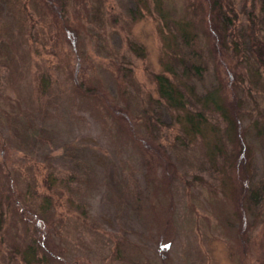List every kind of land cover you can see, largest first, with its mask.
<instances>
[{"label":"rangeland","instance_id":"1","mask_svg":"<svg viewBox=\"0 0 264 264\" xmlns=\"http://www.w3.org/2000/svg\"><path fill=\"white\" fill-rule=\"evenodd\" d=\"M22 1L23 16L7 10L10 2L0 6V142L8 150L0 149V162L10 174L6 183L0 177V192L18 190L36 204L41 195L51 198L41 219L52 252L43 256L34 223L23 219V212H34L26 205L18 211L22 220L9 215L0 235V264H17L10 255L16 229L20 244L34 247L42 264H261L262 233L246 244L239 227L235 190L242 165L230 170L225 151L208 156L216 138L182 144L186 134L156 99L154 75L168 56L150 1L105 0L110 13L104 23L90 18L76 40L49 29L37 1ZM166 2L176 15L185 13L187 0ZM130 41L142 51L131 50ZM208 60L206 74L194 83L198 94L214 80ZM76 76L109 91L130 117L108 113L96 97L76 92ZM44 79L49 90L41 96L36 87ZM241 97L242 126L256 147L249 170L263 178L264 144L252 123L264 124V88L243 77ZM207 115L208 125L221 131L216 114ZM154 136L170 162L154 152L147 139ZM48 178L53 191L44 185ZM245 218L256 227L252 215Z\"/></svg>","mask_w":264,"mask_h":264},{"label":"trees","instance_id":"2","mask_svg":"<svg viewBox=\"0 0 264 264\" xmlns=\"http://www.w3.org/2000/svg\"><path fill=\"white\" fill-rule=\"evenodd\" d=\"M35 1L41 7L43 16L48 19L49 29L57 28L59 32L63 34L65 32V35L67 33L69 38L73 36L75 40L76 36L82 34V29L87 30L86 23L90 21V18L104 23L110 13L109 6L104 4L105 0ZM141 1L143 0H136L137 3ZM149 1L162 21L159 27L160 37L168 56L166 62L163 63V71L154 75L156 99L159 100L164 110L171 113L176 123L180 125L179 129L186 134L183 137L184 141L182 139V144L197 136L206 140V144L216 138L214 145L211 144L213 149L210 150V147L207 149L208 156L214 157L213 150L215 154L221 155L225 151L224 161L228 154L230 170L234 169L235 172L236 165H242L244 169L242 174L236 173L238 180L241 181V187L240 189L234 187L239 195V197L236 196L239 227L243 233L241 237L246 244H249L252 236L259 238L258 233H262L260 240L264 244V177L255 179L249 170L255 164L254 150L256 147L251 140H247V131L242 126L241 120L243 77L248 80L249 84L250 82L253 85L260 84L264 88V0H187L184 7L185 13L182 15H176V9L170 7L166 0ZM8 2L10 3L6 6L7 10L9 7L14 8L17 16L24 15L26 4L22 0H0V6ZM134 13L132 16L140 12L137 9ZM26 16L32 19L30 13ZM129 48L135 52L142 51L133 41L129 42ZM211 58L215 66L214 80L207 89L198 94L194 91V83L202 80V76L209 69L208 59ZM219 58L223 66H220ZM225 69L228 72L226 74ZM73 81L77 84L74 85L76 92L88 97H96L108 113L122 115L124 119H126L124 114L130 117L129 111L120 107L109 91L86 86L78 76ZM48 90L49 81L39 80L36 87L37 93L46 96ZM207 113H215L220 119L222 123L220 133L208 125ZM252 127L256 136L264 144V124L254 121ZM214 133L215 136H212L211 134ZM147 139L151 141L152 146L156 147L154 152L170 162L165 146L158 141L159 139L155 136ZM5 145L6 143L0 142L2 153L8 151ZM225 147L229 150L224 149ZM69 174L65 182L67 186H70L69 182L73 178ZM0 177L5 180V183L10 177L1 162ZM171 180L173 181V178ZM44 185L50 191H53V187L56 188L51 178H48V182L45 180ZM8 190L7 188L5 192L2 190L0 192V235H3L9 215L14 214L19 222L22 220L19 212L22 213V208L27 205L39 214L32 212V217H30L23 212L25 215L23 219L34 223L38 240H40L39 245L43 244V250H41L43 256L51 258L49 256L52 252L50 247L44 245L47 234L43 224L45 218L43 213L46 212L48 204L52 202L51 198L41 195L39 204H36L23 195L25 193L17 190L16 195H11ZM247 214L252 215L255 221L257 220V225L253 229L246 224ZM20 233L21 230L16 229L15 240L10 244L11 258L17 264H42L34 247L20 244L18 241V239L21 240ZM29 236L32 239V234ZM260 262L264 264L263 260Z\"/></svg>","mask_w":264,"mask_h":264}]
</instances>
